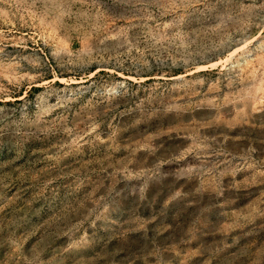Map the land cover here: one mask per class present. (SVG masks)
Returning <instances> with one entry per match:
<instances>
[{"label": "rangeland", "instance_id": "1", "mask_svg": "<svg viewBox=\"0 0 264 264\" xmlns=\"http://www.w3.org/2000/svg\"><path fill=\"white\" fill-rule=\"evenodd\" d=\"M3 2L0 264H264V0Z\"/></svg>", "mask_w": 264, "mask_h": 264}, {"label": "bare ground", "instance_id": "2", "mask_svg": "<svg viewBox=\"0 0 264 264\" xmlns=\"http://www.w3.org/2000/svg\"><path fill=\"white\" fill-rule=\"evenodd\" d=\"M3 1L0 0V65L6 60L26 63L23 54L30 49L29 41L23 28L1 7Z\"/></svg>", "mask_w": 264, "mask_h": 264}]
</instances>
